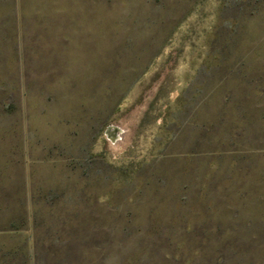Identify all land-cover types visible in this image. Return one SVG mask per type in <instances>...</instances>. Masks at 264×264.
Wrapping results in <instances>:
<instances>
[{"label":"rangeland","instance_id":"1","mask_svg":"<svg viewBox=\"0 0 264 264\" xmlns=\"http://www.w3.org/2000/svg\"><path fill=\"white\" fill-rule=\"evenodd\" d=\"M0 264H264V0H0Z\"/></svg>","mask_w":264,"mask_h":264},{"label":"bare ground","instance_id":"2","mask_svg":"<svg viewBox=\"0 0 264 264\" xmlns=\"http://www.w3.org/2000/svg\"><path fill=\"white\" fill-rule=\"evenodd\" d=\"M123 132L125 133V131L121 130L119 134H117L116 136H112V143L116 144L114 145L115 147H119L121 145L122 141L120 139H122V135L124 134Z\"/></svg>","mask_w":264,"mask_h":264},{"label":"water","instance_id":"3","mask_svg":"<svg viewBox=\"0 0 264 264\" xmlns=\"http://www.w3.org/2000/svg\"><path fill=\"white\" fill-rule=\"evenodd\" d=\"M116 129L117 128H111L110 131H116ZM111 135H113V133ZM111 138H112V136H111Z\"/></svg>","mask_w":264,"mask_h":264}]
</instances>
